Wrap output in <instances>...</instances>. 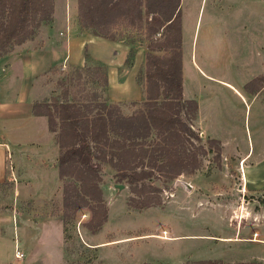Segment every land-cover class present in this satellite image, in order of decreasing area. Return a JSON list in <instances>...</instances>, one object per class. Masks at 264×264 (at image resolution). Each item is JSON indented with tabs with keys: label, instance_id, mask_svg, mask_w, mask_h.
I'll return each mask as SVG.
<instances>
[{
	"label": "rangeland",
	"instance_id": "1",
	"mask_svg": "<svg viewBox=\"0 0 264 264\" xmlns=\"http://www.w3.org/2000/svg\"><path fill=\"white\" fill-rule=\"evenodd\" d=\"M166 1L81 0L88 10L81 18L84 28L94 30L88 26L90 20L103 23L115 40L128 47L126 63L138 52L137 79L143 89L146 53L165 58L172 51L165 43L173 27L151 30L149 21L152 15L163 20L168 14ZM199 1L186 0L181 8L184 91L199 103L203 130L222 135L227 151H248L245 164L252 171L242 177L234 158L216 160L214 144L207 145L185 105L177 117L199 137L184 143L195 152L199 165L171 178L153 169L142 182L156 187L148 194L158 196L159 203L138 209L127 203L130 196L132 201L138 198L130 191L132 185L119 178L111 162L94 156L107 216L92 231L89 223L99 209L96 201L86 197L75 210L65 207L61 191L69 177H47V191L40 193L45 187L34 178L42 173L40 165L0 148V264H197L199 259L264 264V80L257 79L264 73V0H202L201 5ZM54 72L51 81L56 90L47 103L71 101L88 116L104 113V102L116 107L109 108L112 115L138 117L144 110L145 97L108 102L101 68ZM154 137L150 133L144 142ZM34 188L41 190L24 193Z\"/></svg>",
	"mask_w": 264,
	"mask_h": 264
},
{
	"label": "trees",
	"instance_id": "2",
	"mask_svg": "<svg viewBox=\"0 0 264 264\" xmlns=\"http://www.w3.org/2000/svg\"><path fill=\"white\" fill-rule=\"evenodd\" d=\"M52 2L53 0H0V54L6 51L10 43H20L31 35L39 22L48 21ZM115 3L113 1L110 4ZM165 4L168 14L163 20L157 21L152 15L149 21L153 25L151 30L161 26L173 27L171 38L165 43L172 51L165 58L146 53V87L145 99L142 101L144 110L138 112V117H135L137 113L129 116L112 115L109 108L116 107L107 106L106 102L101 105L105 109L104 113L96 111L91 116L83 114L71 101L58 102L51 99V103L43 101L31 105L32 113L44 115L48 129L54 132L58 145L55 162L57 176L70 178L62 184L63 205L75 210L86 202V197L97 202L95 206L99 209L94 210L89 223L92 231L107 216V208L102 203L98 186L100 175L97 164L93 161L94 156L111 162L118 170L119 178H125L132 185L130 191L138 198L132 201L130 196L127 203L138 209L159 203L158 196L148 194L157 190L156 187L151 184L143 186L142 182L153 173V169L171 178L183 170L191 172L199 165L195 152L184 144L191 143L189 138L199 137L177 117L179 110L185 105L190 106L192 118L196 110L193 99H183L181 96L179 0H167ZM77 10L78 23L84 28L82 19L88 10L83 8L81 0H77ZM88 26L94 29L91 31L93 34L114 39L107 28L103 27V23L90 20ZM257 79L263 81L264 73ZM102 83L106 84L105 75ZM133 121L136 122L133 124ZM153 129L157 131H152ZM150 133L155 137L144 142ZM206 142L210 146L214 144L213 157L218 160V139L207 137ZM198 146L202 153L205 152L201 144ZM137 182H141V185L135 188ZM141 186L147 187V190H142ZM216 262L214 259L196 260L197 264Z\"/></svg>",
	"mask_w": 264,
	"mask_h": 264
},
{
	"label": "crops",
	"instance_id": "3",
	"mask_svg": "<svg viewBox=\"0 0 264 264\" xmlns=\"http://www.w3.org/2000/svg\"><path fill=\"white\" fill-rule=\"evenodd\" d=\"M184 1L186 0H179L178 5L180 35L182 34L181 8ZM127 53L128 47L120 41L95 35L81 27L74 0L62 5L54 0L50 19L39 22L38 26L33 28L31 35L20 43H10L6 51L0 54L1 152L7 147L12 150L14 158L40 165L42 173L34 175V178L40 180L36 183L45 187L40 193L47 191L48 183L44 179L51 176L56 179L57 170L56 165L53 164L56 162L58 145L53 137L54 132L48 129L46 117L32 113V103L46 101L47 97L53 95L52 91L56 90L51 81L54 71L92 66L100 67L105 72L106 84L103 92L108 102L123 103L144 98V89L137 79L141 63L137 60L138 52L135 51L126 63ZM262 64L264 70V62ZM180 71L181 96L183 99H192L186 97L181 66ZM255 96V93L252 94L250 100ZM195 103L194 122L200 134L218 139L220 160L227 161L231 157L234 158L237 164L240 163L238 171L240 169L242 177H245L246 171H252L248 166L247 170L246 165L249 163L245 164L248 151L241 153L237 150L227 151L224 148L225 140L222 139V135L203 130L205 118L198 101L196 100ZM39 190L41 189L28 190L24 193L35 194Z\"/></svg>",
	"mask_w": 264,
	"mask_h": 264
},
{
	"label": "built area",
	"instance_id": "4",
	"mask_svg": "<svg viewBox=\"0 0 264 264\" xmlns=\"http://www.w3.org/2000/svg\"><path fill=\"white\" fill-rule=\"evenodd\" d=\"M240 170V169H239Z\"/></svg>",
	"mask_w": 264,
	"mask_h": 264
}]
</instances>
